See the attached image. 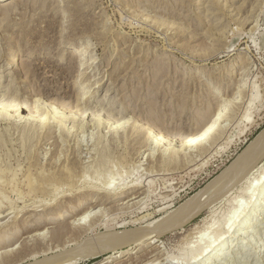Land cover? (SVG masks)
Returning a JSON list of instances; mask_svg holds the SVG:
<instances>
[{"label":"rangeland","instance_id":"rangeland-1","mask_svg":"<svg viewBox=\"0 0 264 264\" xmlns=\"http://www.w3.org/2000/svg\"><path fill=\"white\" fill-rule=\"evenodd\" d=\"M9 9L19 12L0 11V264H35V237L42 234L66 243L82 201L106 200L88 219L99 236L166 216L264 131V0H21ZM53 100L67 116H45ZM222 108L203 139L187 146L190 129L207 127ZM160 132L166 139L158 145ZM259 162L243 164L230 192L185 224L160 237L154 229V243H129L110 264L138 255L125 263L146 264L155 243L166 257L160 264L187 258L184 239L196 225L216 221L224 228L232 198L237 203L264 186L256 183L264 158ZM51 177L63 183L48 186ZM133 183L142 185L113 197L102 192ZM136 192L142 193L128 200ZM252 208L239 221L246 241L236 239L235 252L211 264H264V208L257 221ZM59 254L41 253L39 263Z\"/></svg>","mask_w":264,"mask_h":264},{"label":"bare ground","instance_id":"bare-ground-1","mask_svg":"<svg viewBox=\"0 0 264 264\" xmlns=\"http://www.w3.org/2000/svg\"><path fill=\"white\" fill-rule=\"evenodd\" d=\"M20 1L21 0H0V11H2L3 14H5L4 15L5 17H9V16L13 15L14 13L16 15V14H18L19 11L18 12L17 11L16 12H10L9 7H10V5L13 2L17 3V2H20ZM33 3H35V1H33ZM76 5H78V4H76ZM76 5H72V6H76ZM74 8H76V7H74ZM77 8L79 9V5L77 6ZM22 13H23V11H22ZM1 20H3V19H1ZM1 20H0V24L3 22ZM51 22H52V20H51ZM2 59H3V55L2 56L0 55V61ZM12 59H14V58H11L10 60H12ZM8 96L9 97H13L11 95H8ZM14 100H15V98H14ZM55 101L56 100H53L51 102H46V104L48 106L46 105V114H45V116L48 117V116L52 115L53 112L57 113L53 117H56V116L57 117H60V116L63 117V115L67 116L65 112H61L60 109L57 108L58 105L56 104ZM43 103H45V102H43ZM86 105H88V104H86ZM86 105H85V107H88ZM24 109L25 108L22 107V110H24ZM43 109H45V106L44 107L41 106L39 108V110H42V111H43ZM9 110H7V111L9 112ZM222 110H223V108L219 110V112L216 114L217 115L216 118L207 127L190 129V133H192V135L190 137H188L187 142L185 144H187V146H188L189 144H191L193 142H196L199 139H203L202 137L204 135H206V133H208V131H210V129H212L211 128L212 124L214 122L216 123V121L218 122V120L221 119ZM67 112H69V111H67ZM0 113H2V114L4 113L3 100L0 101ZM22 117H23V115H22ZM47 117L44 118L45 121H46ZM72 117H73V120H75L74 114L72 115ZM101 120L102 119L100 118V121ZM205 123L206 122H205V120L203 118L202 120L199 121L198 126L201 127V125H205ZM162 134L163 133L160 132L159 138H156V140H155L158 145H161V142H160L161 139H163V140L166 139V135L162 136ZM263 158H264V131L252 142V144L240 156H238V159L233 161V163L229 167H227L218 177H216L206 187H204L203 189H201L200 191L195 193L187 201L182 203L178 208H175L174 210H172V212H170L166 216H164V217H162V218H160L158 220H155L154 222H151V223L147 224L146 226H142V227H139V228L131 229L132 231L131 230H121L119 232H115V233H112V234L111 233L110 234L107 233L108 235L103 233L104 234L103 236H99L98 233H97L98 235L94 234V232L92 234L91 232L93 231V227L89 225L90 222L88 223V221L89 220L90 221L93 220V218L95 216H99L98 212L101 209L97 210V211H94V213L92 212V210L97 205H100L101 203L105 202L106 200H103L102 198L98 197V198H95V199L93 198L92 201H89V200H87L86 202L82 201V202H80L78 204V207H77L78 210H77L76 213L74 212L75 214H73L72 212H70L68 214V215H70L72 213V215L74 217V219L72 220V223H71V229H73L72 232L74 231L75 235H73L71 239L70 238H69V240L67 239L68 241L65 240L66 243H60V244H56V245L53 244V243H49L50 240H48L49 242L46 241L47 240L46 236L45 237H41L43 234L40 237H35V249H34L35 252L32 251L33 252V254H32L33 256L32 257L34 258L33 259L34 260L33 263L40 264L39 262H40L41 259H39V257L41 256V253L45 254V255H49L50 252L60 251L61 254L57 255L59 257H57V259H55V260H52L51 264L52 263H54V264H77L78 262H80L82 260L89 259L91 257L98 256L100 254L101 255L105 254V255H104V257L102 259L96 261L93 264H110V263L113 262V260L115 258H117V255H119V252L124 251L123 247L128 245L129 243L131 244L134 241L135 242L137 241V246H139V249L143 248L148 243H154L157 240V238H155L156 235H154V236H153V234L151 235V232H153L154 229H156L159 232L157 236L160 237V236H162L164 230L167 231L168 228L170 229V228H173V227H175V226H177L179 224H181V225L185 224V222L189 221L191 218H193L194 216L199 214L203 207H205L207 205H210L212 202H214L216 197H220L221 195H223V194H225L227 192H230V190L233 188V186L237 183L236 181H235V183L234 182L231 183L230 181H232L234 179V176L237 173V171L241 170V168L243 167V164L244 165H246V164L247 165L248 164L252 165V164H255V163L257 164L260 160H261L260 162H262ZM260 162H259V164H260ZM246 168H248V167H246ZM260 168L261 169L259 171L258 177L256 178V183L259 182V183H263L264 184V165L262 167H260ZM244 170H245V168H244ZM242 172H241V175H242ZM55 178L56 177H51L50 179L47 178L48 180H44V181L46 183H48V186H51L52 184H54V183H52L53 181H57L56 183L59 184V185L61 183H63V180H61L62 178L61 179H59V178L55 179ZM239 179H242V178L240 177ZM238 181H240V180H238ZM227 182H228V184H227ZM56 183H55L54 186L57 185ZM40 185L41 186L42 185L45 186L44 183H42ZM140 185H142V184L141 183H133V185L131 187L127 186V188L126 187L125 188L124 187L123 188H112V187L108 186L102 192H104V195H106L108 197V196H112L113 194H117V193H121V194L125 193L126 192V191H124L125 189L133 188V187L140 186ZM48 186H46V187H48ZM57 188H59V186H56V189ZM223 188H225V190H223L224 192L222 191ZM258 190L259 191H257V189H255V191L250 196H248L246 193H243L241 195V197H240L242 200L238 201L237 203L234 202V201H237V198H235V197L232 198L231 210L229 211V213L227 214V216L225 218L224 228L219 229L218 227L217 228L214 227V225L217 224L216 221H212L210 223L206 222L207 225L204 224L205 226L204 225H202V226L201 225H198V226L196 225V227L194 228L195 229L194 232H192L190 234L191 235L190 239L187 240V241H186V239H184L185 242H187V246L186 247L190 251L188 253V257L186 258L184 256L185 258L183 259L181 257L178 258L176 256H174V257L172 256L173 258H170L172 260L168 261V263L169 262H173V263H178L179 264V263H183L184 261L187 262V263L188 262L191 263L192 261L193 262L200 261V262H198L199 264H211L214 259H219V258H221V256L229 254V253H231V251L235 250L234 248L239 243V240L244 239V241H246L245 238L242 237L243 233H245V232L242 231V229H240V227L243 226V225H241V222H242L241 220L244 217V216L243 217H241V216L243 214H245V213L249 214L250 211H251V207H253L252 208L253 210L255 208L254 216H253V218H251L252 220L257 221L258 220V216L263 214L262 212H258V211L259 210L262 211V209L264 208V200H261L262 198L259 199V194L264 192V186L262 185L260 187V189H258ZM256 191L258 193H256ZM98 192H100V191H98ZM140 193H142V192H136V193H134L132 195H127L128 198H129L128 200L139 196ZM221 193H223V194H221ZM127 196H124V197H127ZM214 197H215V199H214ZM257 199L260 200L259 204H257L258 203ZM209 200H211V201H209ZM85 206H86V208H85ZM29 209H34V208H29ZM61 219H65V215H62L60 220ZM262 219H263V217H262ZM260 220H261V218H260ZM37 221L39 222V220H37ZM239 221H241V222H239ZM247 222L248 221L246 219L244 221V224L246 225ZM37 225H38V223L36 224V226ZM67 226H69V224ZM95 226H96V224H95ZM39 228H40V226H39ZM60 231H62V230H60ZM60 231H58V232H60ZM206 231L209 232V236L207 234H205ZM56 234H57V232H56ZM212 235L214 237H213V239L212 238L210 239V237ZM66 237H65V239H66ZM153 238H155V240L152 241ZM209 239H210V242H209ZM236 239H239L238 242H236ZM22 245H24V247H25V243H23ZM233 252H235V251H233ZM164 254L165 253L162 250V245L155 243V245L151 248V255H149V257H152V259L149 262L146 261L147 262L146 264H156V263L160 264V263H162L160 260L163 259V258H166V257H164ZM180 254H182V252H180L177 256H180ZM138 256H134V257H132L130 259L126 258L127 260L125 259L124 261H119V262H116L115 264H126L125 261L131 263L133 261V259L134 258L136 259V257H138ZM50 258H53V257H50ZM49 262H48V264H50ZM130 263H127V264H130ZM140 263H141V261H140Z\"/></svg>","mask_w":264,"mask_h":264}]
</instances>
